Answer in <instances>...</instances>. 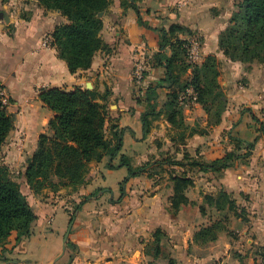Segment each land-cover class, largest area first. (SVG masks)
I'll use <instances>...</instances> for the list:
<instances>
[{
    "label": "crops",
    "instance_id": "0c3cea01",
    "mask_svg": "<svg viewBox=\"0 0 264 264\" xmlns=\"http://www.w3.org/2000/svg\"><path fill=\"white\" fill-rule=\"evenodd\" d=\"M205 1L138 0L140 17L147 24L144 27L138 24L131 7L123 6L121 0H112L100 15L103 21L100 35L107 49L95 53L88 70L71 73L50 44L51 32L55 26L66 22L65 17L59 11L45 10L36 0H0V12L8 17V21L0 20V83L9 99L7 109L14 115V128L0 149L5 155L3 164L17 163L18 159L24 161L35 150L39 134L47 131L53 112L40 100L41 90L60 88L70 91L85 88L87 82H90V89L96 91L107 86L108 97L117 99L118 128L123 129L122 145L130 138L132 170L150 159H153L151 163L158 164L159 156H166L164 153L174 145L180 149L177 160H183L184 154H188L192 159L210 162L230 150L229 135L249 142L257 138L245 164L236 163L217 173L187 175L193 179V185L185 192L188 203L176 214L170 210L172 181L142 172L128 179L121 203H112L111 200L117 198L113 195L105 205L100 196H94L82 205L71 241L78 253L71 259L67 251H63L64 242L58 239V248L54 247L48 256L38 260L28 248L38 236L35 231L26 240L25 250L0 256V264H129L121 261L147 264L156 257L145 254L144 248L153 241L152 235L158 229L167 235L168 246L180 264L257 262L258 253L253 252L252 246L264 247V133L259 131L260 123L264 122V64H251L246 68L245 64L231 62L221 54L218 34L222 27L217 26L218 16L204 8ZM211 2L215 6L222 0ZM173 4L179 7L173 10ZM207 21L210 31L202 29ZM172 23L191 30H203L202 54H215L219 59L218 82L226 102L216 125L208 124V116L199 104L186 106L183 116L188 128L184 130L186 135L191 130L193 134L178 143L175 139L181 130L173 129L163 114L160 115L162 121H152L146 136L142 134L140 120L146 111V89L162 79L165 72L164 67L152 66V55L158 50L157 29L167 28ZM45 40L49 43L44 44ZM136 63H141L146 71L140 85L131 75ZM168 91L167 88L158 89V110L166 101ZM165 132L169 138H163L159 148L155 140L164 137ZM125 133H130V137ZM104 160L90 164L79 194L88 196L99 187L96 184L104 175L100 167ZM184 163L187 162L184 160ZM217 188L224 189L236 201L239 216L230 221L232 226L227 225L228 229L235 230V236L230 235L231 230L229 233L221 231L214 241L194 243V233L211 224L205 223L206 214L200 212V206H204L202 197ZM106 211L111 213L110 216H104ZM35 214L34 227H39L46 213ZM63 225L62 222V226L56 228L62 235ZM96 227L106 231L100 234L94 230Z\"/></svg>",
    "mask_w": 264,
    "mask_h": 264
},
{
    "label": "trees",
    "instance_id": "16d2710c",
    "mask_svg": "<svg viewBox=\"0 0 264 264\" xmlns=\"http://www.w3.org/2000/svg\"><path fill=\"white\" fill-rule=\"evenodd\" d=\"M45 10L59 11L66 22L54 27L50 34V44L57 51L71 73L88 70L96 52L106 50L107 46L101 38L103 21L99 13L104 12L112 0H36ZM138 0H121L123 6L131 7L138 18V24L146 27L142 21L136 2ZM158 50L152 55V66L164 67V77L146 89L144 103L146 111L141 114L142 134L146 136L150 131L152 121L161 114L173 129L181 130L179 140L184 142L186 137L193 134L184 122L183 111L185 103L180 97L187 95V91L195 98L208 116V124L216 125L220 122L225 110L223 88L218 82L220 75V61L214 54H208L203 61L190 63L187 60V36L191 29L172 23L167 28L160 27ZM186 36V37H181ZM191 36V35H190ZM218 48L231 62L243 64H264V0H238L235 9L228 19L227 26L218 35ZM145 77L146 71L143 72ZM186 75V79L182 78ZM167 88L166 101L158 110V89ZM4 87L0 83V149L6 138L14 128V115L8 109L9 99L2 101L1 91ZM40 100L53 112L48 120L47 131L39 134L36 148L26 159L25 180L34 192H38L52 182L53 178L64 182L72 188L85 183L91 162H100L104 156L112 160L122 149L123 129L111 126L112 139L105 136L106 106L102 103L105 96H99L94 89L75 88L65 91L60 88L41 90ZM191 97L187 95L186 101ZM140 102V101H139ZM257 120V119H255ZM258 121V120H257ZM259 131L264 133V124L260 123ZM234 150L226 151L222 157L210 162L192 159L184 154L183 160L170 159L172 165L197 167L203 173H217L234 167L236 160L245 159L254 149V141H245L229 135ZM244 149L243 154L235 153ZM125 159V156H122ZM156 164V163H154ZM127 165L129 177L122 182L125 184L130 177L146 172L144 167L132 170L128 162H120L108 167L118 168ZM172 195L170 196V210L173 214L184 204L188 203L185 195L193 185V179L187 175H172ZM122 188V194L124 192ZM94 194V193H92ZM88 199L85 196L84 199ZM205 205L200 206V212L205 215L206 207L221 214L219 219L201 227L193 235L194 243L206 244L214 241L221 231L230 232L226 225L228 213L239 216L235 199L224 189L216 195H204ZM36 214L29 205L26 196L20 190L19 183L12 177L8 167L0 164V241L8 239L15 232L16 242L23 236H28ZM154 253L149 249L145 254L158 256L161 237L164 233L160 229L152 235ZM168 259V264H173Z\"/></svg>",
    "mask_w": 264,
    "mask_h": 264
},
{
    "label": "rangeland",
    "instance_id": "374dc122",
    "mask_svg": "<svg viewBox=\"0 0 264 264\" xmlns=\"http://www.w3.org/2000/svg\"><path fill=\"white\" fill-rule=\"evenodd\" d=\"M212 0H206V4L204 5V8L208 9L211 11V15L214 16H218V24L217 26L220 28L222 27V29L219 31L220 32L227 26V22L228 19L231 17L234 9H235V4L236 1L238 0H222V2H220L219 4H216L215 6L213 4H211ZM216 1H214L215 3ZM179 7V5L177 4H173V10H176ZM103 13V12H102ZM100 17V16H99ZM202 29H207L208 31H210V25H208V21L207 23L203 24ZM218 28V29H219ZM218 34V35H219ZM191 35V36H190ZM189 36H187L186 39H189L190 37L196 35L199 37L200 39V44H201V53H200V60L199 62L203 61L204 58L206 57L203 56L202 54V40H203V30H191ZM221 52V54L223 55L222 51L219 50ZM215 55V54H214ZM224 56V55H223ZM225 57V56H224ZM227 59V58H226ZM137 64V63H136ZM246 65L247 67H251V65ZM258 65V64H256ZM135 66V65H134ZM145 71V69H144ZM186 75H184L182 78L186 79ZM238 82H242L241 78H237ZM86 80H88V78H86ZM143 81V80H142ZM142 81L140 83H136L137 85H140L142 83ZM95 90V89H94ZM96 91V90H95ZM142 91V90H140ZM97 94L99 96H105V100L102 101L103 104H105L106 106V117H105V136L107 137V139H112V133H111V126L115 125L118 127V118L116 117V113L118 111L117 108V99L114 98H110L108 97V89L107 86L106 88H102L101 90L96 91ZM142 97V96H141ZM143 100V99H142ZM191 106L188 105V107ZM186 117H189V114L186 115ZM163 117L159 116L157 118L158 121H162ZM264 124V122H263ZM158 127H160V122L158 123ZM127 137H130V133H125ZM171 134V132H170ZM177 135V134H174ZM179 137V135H178ZM176 138L175 140L178 142H181L179 140V138ZM163 138L168 139L169 138V134L168 133H164V137H160V139L155 140V143H157L160 148V146L162 147V141ZM114 141V140H113ZM123 144V142H122ZM234 150L233 144L232 147L230 148V150ZM180 149L177 148L175 145L172 146V149H170L169 151H167L166 156L164 155H160L158 158V164H154L151 163L153 161V159H150L149 162H147V164L149 163L150 165L146 167L147 172H150L152 175H157L160 179H170V176L172 175H190L192 177H195L196 175H198L199 171L197 167H192V166H188L186 164H181V166H177V165H172L169 162L166 161H171L170 159H174L175 161H181L184 163V160H177L176 159V154ZM130 138H129V142L126 140L124 145H122V149L120 151V153L113 158L112 160L109 159V156H104L103 158H105L104 162L100 165L101 169H102V174L99 178H98V183L96 185H98L99 187L96 188L94 191H92V193L94 194H89L88 195V199H84L85 195L79 194V189L82 185L77 186V188H72V186L64 183V182H60L58 179L53 178L52 182H48L46 183V186H44L43 188H41L38 192H34L30 186L27 184L26 180H25V167H26V159L24 158L23 160L18 159L17 163H13V164H4L8 167L12 177L19 183L20 185V190L22 191V193L26 196V199L29 203V205L31 206L32 210L34 211V213H37L38 215L42 216L46 213L45 218L43 220V222L41 223V225L39 227L35 226L34 227V222L36 221V219L34 220V222L32 223V226L30 228V233L28 234V236H23L19 239V241L16 242L15 238H16V233L13 232L8 239L2 240L0 241V256H4L9 254L10 256L13 255L16 251L18 250H25L26 248H24L26 246V240L29 239V237L32 235V232L38 235L36 236L35 240L33 243H30L28 245L29 251L34 252L36 258L38 260H42L44 257L48 256L54 247L58 248V239H60L62 242H64V252L67 251V253L70 255V259L72 256H74L75 254L78 253V249L76 246L73 245V242H71L73 240V236H74V231L75 230V220L78 218V214L79 211L81 210L82 205L89 201L91 198H93L94 196H100L101 199H103V201H101V203H103L102 205H105L108 203V200L110 199V197H112L113 195L117 198L111 200L112 203H121L122 198L125 196V189H126V183L123 184L122 182L124 181V179L129 177V168L127 165H121L118 168H114L111 169L108 167V164L111 162L113 165H119L120 162H128L130 164ZM226 151L223 152V154ZM235 153L241 155L244 152V149H239L236 150ZM4 154H2L1 150H0V164H3V159L4 158ZM122 156H125V159H123ZM167 157V158H166ZM173 157V158H172ZM166 158V161H165ZM186 161V160H185ZM115 162V163H113ZM247 162V160L245 159H238L236 160V163L238 165L240 164H245ZM94 163V162H91ZM90 163V164H91ZM96 163V162H95ZM89 164V169L91 168ZM145 165H139L138 167H136L135 169H138L140 167H144ZM134 169V170H135ZM89 172V171H88ZM104 176V178H103ZM86 182V181H85ZM103 184H105L104 187ZM122 188H124V192L122 194ZM220 189H213V193H207V194H212V195H216L217 192ZM196 191V190H195ZM200 193V192H199ZM201 194V193H200ZM202 195V194H201ZM202 203L203 205H205V201H204V195L202 197ZM105 200V201H104ZM47 210V211H46ZM110 212L106 211L104 213V216H110ZM228 221L226 222V225L228 226H232L233 224H230V221H232V219L234 220L235 217L232 213H228ZM221 216V214H218L217 212H215L214 209L208 208L206 207V222L205 223H210L213 222L216 219H219V217ZM37 218V216H36ZM230 218V220H229ZM61 221V222H60ZM209 221V222H208ZM62 222L65 224L63 225V227L65 228L64 230V234L62 235V231L59 233L58 231H56L57 226H62ZM66 222V223H65ZM229 222V223H228ZM232 223V222H231ZM70 228L69 234L66 238V240L63 239V237L65 236V233L67 231V229ZM62 230V229H61ZM95 231H99L100 234H102L104 231H106V229L101 228V227H96L94 228ZM231 230V229H228ZM233 231L235 232V230H231L230 234L232 237L235 236V234H233ZM39 233L41 235H39ZM34 235V234H33ZM42 235H44L43 237H41ZM161 242L159 244L160 246V252L158 254V256L156 257V259H153L151 261L148 260V262H146L147 264H168V259H172L174 262L173 264H180V261L175 260L174 255L170 249V247L168 246V242H167V235L164 234V236L161 237ZM152 241V240H151ZM148 242L144 248V250L149 249L150 253L153 254L154 253V249L153 248H149V247H154L153 241L152 242ZM252 250L253 252H257L258 255L256 257L257 262H255L254 264H264V247H260L258 244H255L252 246ZM122 263H129L128 261H121ZM251 264H253V262H251Z\"/></svg>",
    "mask_w": 264,
    "mask_h": 264
},
{
    "label": "built area",
    "instance_id": "2783aa9c",
    "mask_svg": "<svg viewBox=\"0 0 264 264\" xmlns=\"http://www.w3.org/2000/svg\"><path fill=\"white\" fill-rule=\"evenodd\" d=\"M49 41L45 40L44 44H48ZM200 53H201V44H200V39L198 36L194 35L187 39V60L190 63H198L200 60ZM144 66L141 63L135 64L133 70H132V79L135 83H140L144 79ZM187 95L191 97L189 101H186ZM187 95H182L180 97L181 103H185L186 106L190 104H196L195 98L191 94V91H187ZM1 96H2V101L4 103L7 102V98L5 96L4 90L1 91Z\"/></svg>",
    "mask_w": 264,
    "mask_h": 264
},
{
    "label": "water",
    "instance_id": "95a60500",
    "mask_svg": "<svg viewBox=\"0 0 264 264\" xmlns=\"http://www.w3.org/2000/svg\"><path fill=\"white\" fill-rule=\"evenodd\" d=\"M102 15V12L99 13V16ZM1 19H4L5 21H8V17L5 13L3 12H0V20ZM86 89H90V82H87L86 83V86H85ZM69 231H70V228L67 229L66 233H65V236H64V240H66L68 234H69ZM63 251H64V248H63Z\"/></svg>",
    "mask_w": 264,
    "mask_h": 264
}]
</instances>
